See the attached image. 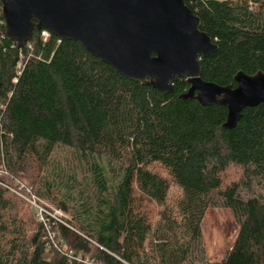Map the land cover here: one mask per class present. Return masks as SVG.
I'll list each match as a JSON object with an SVG mask.
<instances>
[{
  "label": "trees",
  "instance_id": "1",
  "mask_svg": "<svg viewBox=\"0 0 264 264\" xmlns=\"http://www.w3.org/2000/svg\"><path fill=\"white\" fill-rule=\"evenodd\" d=\"M183 1L217 46L204 82L264 74V0ZM43 32L19 50L0 5V264H264V104L224 129L226 108L181 99L185 79L163 95ZM14 181L71 224L38 221ZM209 209L239 228L219 263L203 247Z\"/></svg>",
  "mask_w": 264,
  "mask_h": 264
},
{
  "label": "water",
  "instance_id": "2",
  "mask_svg": "<svg viewBox=\"0 0 264 264\" xmlns=\"http://www.w3.org/2000/svg\"><path fill=\"white\" fill-rule=\"evenodd\" d=\"M5 35L21 50L34 31L78 43L123 78L171 94L176 80L189 89L182 100L227 110L224 129L242 111L264 104V74L238 73L235 88L201 79L200 60L217 46L200 31L183 0H0Z\"/></svg>",
  "mask_w": 264,
  "mask_h": 264
},
{
  "label": "rangeland",
  "instance_id": "3",
  "mask_svg": "<svg viewBox=\"0 0 264 264\" xmlns=\"http://www.w3.org/2000/svg\"><path fill=\"white\" fill-rule=\"evenodd\" d=\"M60 158V157H58ZM230 179L234 178V173L231 172L228 176ZM22 184H24L23 182H21ZM20 184V182L18 181H14L13 182V186H15L14 188L11 189V193H13L15 196H17L19 199H21L22 201H24L33 211V213L35 214V217L38 221H40L37 218V210L34 207V205L32 203H30L29 201H27V198H22L19 197L16 193H18L19 195L22 194V187L24 185ZM1 186H5V184H2ZM242 197L244 199L247 198V196L245 194L242 195ZM37 205L40 206H44L47 209V212L49 215L50 219L52 220H58L60 222L63 223H70L72 221L71 216H69L68 214H65L63 212H61L60 210H57L56 208H54L53 206H51L49 203H47L44 200L40 199V202L37 201ZM18 207H21L19 209L20 210V215L22 216H28V212L27 210H29V208H27L26 205L19 203ZM207 216V223H204V219ZM211 220H219L221 222H223L220 225V230H216V233H212L209 225L211 223ZM47 224V228L50 225L49 222H46V219L44 221ZM203 224L204 227L203 228ZM201 231H202V241H203V247L205 250V255H206V261L208 263H219L222 261L223 256L225 254V252L229 251L236 239V236L238 234L239 228L238 225L236 224L234 217L232 215V212L229 209H209L207 210V212L204 215L203 221L201 223ZM226 233L229 235V238H225L223 236V238H220L223 234ZM220 234V236H219ZM51 238V235H50ZM219 240V241H218Z\"/></svg>",
  "mask_w": 264,
  "mask_h": 264
},
{
  "label": "built area",
  "instance_id": "4",
  "mask_svg": "<svg viewBox=\"0 0 264 264\" xmlns=\"http://www.w3.org/2000/svg\"><path fill=\"white\" fill-rule=\"evenodd\" d=\"M49 35H50V34L47 33V32H45V31L42 33V36H43V38H44L45 40L49 37ZM0 185H2V184H0ZM27 192H28V191H27ZM28 193L30 194V191H29ZM17 195L20 196V197H22V198H24L23 196H21V194L19 195V194L17 193ZM28 198H29V199H26V200L29 201L30 203H32V204L34 205V207L36 208V210H37V218H38L40 221L43 220V215H49L48 212H47V210H45L43 207L37 205V200H36L35 197L29 195Z\"/></svg>",
  "mask_w": 264,
  "mask_h": 264
}]
</instances>
